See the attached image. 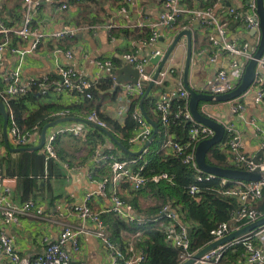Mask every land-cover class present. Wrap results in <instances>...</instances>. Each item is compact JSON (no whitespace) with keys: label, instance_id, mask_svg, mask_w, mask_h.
Masks as SVG:
<instances>
[{"label":"built area","instance_id":"2783aa9c","mask_svg":"<svg viewBox=\"0 0 264 264\" xmlns=\"http://www.w3.org/2000/svg\"><path fill=\"white\" fill-rule=\"evenodd\" d=\"M41 0H23L24 17L20 27L15 29L6 25L5 21L0 18V62L3 53L10 48L12 52L20 55V63L7 75L6 84L0 90V97L7 107L10 99L24 96L32 91L44 96L52 92L62 93L70 92L75 94L79 101L93 98V87L105 76L106 68H112L114 61L111 58L97 60L98 71L93 78H87L78 72L72 65H66L60 62V54L71 58L72 50H63L55 48L56 71L54 75L44 74L42 76H24L22 74V62L25 55L38 48L43 40L60 41L65 37H76L81 31L80 27L63 28L58 31L44 32L38 27L33 26L34 13ZM49 3L55 0H44ZM128 1V0H123ZM182 0H162V11L159 18L150 25V36L140 40V44L146 50L142 53L140 49L123 54L124 60L131 63L139 70V78L136 83L122 82V88L126 96H142L146 89V83L152 80L154 71L148 69L151 63L148 56L154 57L162 55L158 47L159 29L162 27L172 30L178 29L180 21L185 15L197 14L203 15L204 26L210 29L209 41L210 49H206L211 63L216 62L219 54L230 55V61L226 67H221L217 71V79L214 83L207 85L205 92L211 94H225L237 88L243 80L248 63L254 58L255 53L261 41L260 22L257 14V0H246V7L238 9L234 6L229 7L227 13L216 16L213 13L214 3L205 10H191L182 5ZM83 0H77L76 4L82 3ZM69 8V3L63 2L58 4L56 12ZM230 19H236L242 22L248 29L253 31L250 39L243 41L228 39ZM255 33V34H254ZM11 34L22 40H30V49L23 50L12 45ZM4 35V37H3ZM201 50L199 54L206 52ZM116 83V75H113ZM166 77L165 72H161L156 83L161 84ZM179 97L184 99L181 107H174L171 96L165 93H157L152 101L153 109L159 115L161 121L166 126L186 122L189 124L188 135L185 141H179L176 137H169L164 145L170 156L180 159L184 164L189 165L197 171L196 182L187 186L188 193L196 197L200 192L199 183L206 180H212L217 177L221 178V193L237 200L238 208L233 213L230 221H225L211 230L213 242L224 237L231 231L247 225L264 214L256 207L257 202L262 197L264 187V177L257 181L235 180L226 177H220L212 173L203 172L196 162V148L200 141L210 138L215 131L198 121H196L189 108V92L182 86L178 89ZM253 95L254 102L257 104L264 103V54L257 60L256 76L254 81L241 95L227 101L231 112L242 119L245 118L248 106L246 99ZM69 111L64 110L61 114H67ZM138 124L134 135L129 138L130 145L144 144L153 133L151 124L144 117L140 106L138 105L132 114ZM88 120L97 123L102 127H108L106 122L101 119L98 111L93 110L86 117ZM11 125L9 126V138L11 143L16 147L29 146L32 142L33 132H25L16 123L14 116L9 115ZM258 135L261 137L262 153L259 159L246 155L241 151L240 131L234 123L225 125V142L224 145L229 149L228 161L236 168L253 170L257 167H264V126L257 121L252 123ZM66 132H72L78 136L80 130L75 126L55 128L52 133L46 137L44 150L46 159L57 157L55 142L57 137ZM1 141V138H0ZM112 148V144L111 147ZM3 154L0 150V249L5 255V261L0 264H71L73 253L81 249L80 237L84 234L94 235L101 239L105 244L110 261L109 264H141L147 257L143 247L137 245V238L141 232L136 233L133 238L127 241L122 247L114 241L108 234L107 226L101 217L104 212H112L129 223L145 221V219L135 214L132 203L121 194L122 187L127 184L134 191H140L148 185L149 182H159L166 179L172 181L173 176L167 172L146 174V166L141 157L134 156L127 159H119L111 150L106 151L102 147L95 149L93 159L97 162L102 160L108 161L111 165V174L101 178L90 175L92 181L97 182L99 188L96 191H90L86 194L82 204H75L71 211L77 216L80 223L64 224V229L56 239L44 236L41 240L44 245L41 254L29 258L20 254L12 237L6 228L10 225H18L24 217H37L46 219L44 207L37 204L34 200L29 199L22 204H15L12 201L15 189V178L7 177L2 168ZM95 196H99L109 201V206L102 211L93 209L89 202ZM48 219V218H47ZM154 222L159 223L158 228L163 232L165 239L171 245L180 249V263L193 258L199 250L191 248V237L188 226L180 219L179 210L172 203H165L160 214L152 217ZM162 220V223H160ZM147 221V220H146ZM243 222L240 224V222ZM91 222L93 227L89 228L86 223ZM230 251L236 252L237 261H243L245 264H264V225L258 227L246 234H243L229 242L217 246L200 258L195 259L192 264H224Z\"/></svg>","mask_w":264,"mask_h":264},{"label":"crops","instance_id":"0c3cea01","mask_svg":"<svg viewBox=\"0 0 264 264\" xmlns=\"http://www.w3.org/2000/svg\"><path fill=\"white\" fill-rule=\"evenodd\" d=\"M63 2L69 3V8L56 12L58 4ZM181 2L183 6L191 10H205L217 2L212 10L216 16H224L231 6L238 9H244L246 7V0H182ZM161 11L162 0H98L96 2H84L83 0L80 4L72 3L71 0H55L54 4L41 0L35 9L33 26L38 27L44 32L58 31L68 27H80L81 31L73 38L65 37L60 41L43 40L38 48L33 49L25 55L22 62V74L24 76L54 75L56 71L54 49L59 47L65 51L72 50L73 53L71 58L60 54V62L66 65H72L84 77L93 78L98 71L97 60L106 58H111L113 61H117V63L114 62L112 68H106L104 71L105 77L116 75L117 71L124 66V58L122 57L124 53L132 52L135 49H140L142 53L145 52L146 49L142 47L140 40L146 37L142 38L138 36L144 34L147 30H149L148 34H151L150 25L159 18ZM0 16L5 17L4 21L6 25L8 23L11 24L8 25L10 28L15 29L20 27L24 17L23 0H0ZM85 19L99 20L88 23ZM204 19L205 17L203 15H185L180 21L178 29L172 30L165 27L159 29L160 38L175 36L185 28L192 31L193 55L189 80L200 91H206V86L216 81L218 69L226 67L231 58L230 55L219 54L216 62L211 63L209 61L211 51L209 50L207 52L206 49H210V29L204 26ZM229 21L230 30L228 39L243 41L253 36V31L248 29L242 22L236 19H230ZM11 38L13 46L23 50L30 49V40H22L14 34H11ZM160 38L158 39L157 45L161 44ZM201 50H205L206 52L199 54ZM186 56L187 37L183 36L164 68L161 70V72L166 73V77L161 84H155V86H159L154 92L151 91L153 94L165 93L167 96L170 95L171 98L175 97L174 88L179 89L184 86L182 79ZM20 61V55L12 52L10 48L4 51L2 61L0 62V85L3 84L2 88L6 84L7 75ZM156 68L157 65L152 62L148 65L150 71L155 72ZM164 81L168 83L165 87H163L164 85L162 86ZM116 92H110L109 90L102 91V94L112 93L113 95H104L101 99L96 100L95 103H99L100 105L99 116H110L124 123L133 98L125 95L122 84H119ZM37 95L39 96L38 99L27 102L30 110L43 104H52L60 107L54 114L60 117H83V115H87V112L80 107L83 101H79L78 97L73 93L66 91L62 93L52 92L44 96L37 93ZM246 103L248 109L244 119L237 117L231 112L227 101L203 102L200 107L206 115L215 118L225 125L234 123L241 134V151L248 156L255 157L257 160L263 151L261 148V137L256 132L252 123L257 121L264 126V103H255L253 95L247 97ZM71 107H76L74 108V115H70ZM64 110H68L69 112L67 114H61ZM87 125L77 121L61 122L50 126L47 130V136L55 128L75 126L81 132L83 129L88 130L86 128ZM173 136L176 137V134H169L167 138ZM78 137H74L72 132L60 134L55 142L57 157L51 158L50 160L46 159V153L43 147L45 159L41 162V172L38 178H36L37 185H39V194L32 200L44 207L46 219L24 217L21 219L20 224L10 225L6 228L8 233L14 237L16 248L24 257L33 258L42 253L44 245L41 240L44 236L56 239L64 229V224L80 223L71 209L75 204H82L88 192L96 191L99 188L98 183L92 181L90 175L101 178L111 174L110 163L106 168L107 173L105 171L102 173L104 170L103 166L107 161H95L93 159L95 149L91 150L89 145ZM40 140L41 133L35 130L30 145H38ZM110 140H106L105 145L108 148L112 144ZM11 145L13 146L12 143ZM144 145L145 143L130 145V149L138 151ZM101 147L103 148V146ZM58 149L64 152L62 158L58 155ZM226 149L228 155L229 149ZM0 150L3 156L8 151L4 140L3 143L0 141ZM146 152L147 150L139 156L144 158ZM114 153L121 159V152L116 150ZM165 155L170 156L166 148ZM123 159L127 158L125 157ZM51 160L54 162L52 164L51 175H49ZM7 177L15 178L16 187L18 182L17 177ZM121 194L132 203L136 212L135 214L138 216L137 218L141 217L145 219V221H138L137 223H145L146 220L148 221L156 216L153 214L154 211L153 213L150 211L159 203L157 190L154 191L150 187H145V189H141L140 191H134L125 184L121 189ZM12 201L15 204H22L24 202L18 201L14 196ZM132 201L136 202L137 207L134 206ZM89 204L97 211H102L110 205L107 199L99 196L93 197ZM175 207L181 210L179 205ZM160 223H162V220ZM86 225L89 228L93 227L91 222L86 223ZM106 226L108 234L116 242H125L133 238L132 233L122 229L119 238L115 240L107 224ZM80 241L81 249L73 253L71 264H109V252L101 239L94 235L84 234L80 237ZM4 261L5 255L0 249V262ZM224 264L245 263L243 261H237L236 258H231V254L229 253L228 257L224 260Z\"/></svg>","mask_w":264,"mask_h":264},{"label":"trees","instance_id":"16d2710c","mask_svg":"<svg viewBox=\"0 0 264 264\" xmlns=\"http://www.w3.org/2000/svg\"><path fill=\"white\" fill-rule=\"evenodd\" d=\"M92 1L96 2L98 0H84V2ZM71 2L75 3L77 0H71ZM0 18L5 20V17L0 16ZM85 20H87L88 23H93L99 19ZM8 25L11 24L8 23ZM148 33L149 30L138 37L148 38L150 36ZM114 62L117 63L115 60ZM167 84V81H164L162 86L164 85L163 87H165ZM2 85H0V89L2 88ZM114 86L115 82L113 77L104 76L93 87V98L84 100L80 107L87 112V115L93 110L99 112L100 105L99 103L96 104L95 101L101 99L104 95H113L112 93L102 94V91L113 89ZM158 86H154L152 91L154 92ZM154 95L155 94L152 92L149 94L145 99L144 107L150 117L157 123L158 131L154 140L148 147L145 156L143 155L144 158H141V161L145 163L147 175L151 176L153 174L167 172L169 175L173 176V179L172 181L163 179L159 182L151 181L148 183L146 187H150L154 191L157 190L158 199L159 202H161V205L153 207V210L150 212L153 213L154 211L153 214L157 216L160 208H162L165 203H172L174 206L179 205L181 209L179 210L180 218L186 223L190 233L192 242L191 248L193 250H198L206 246L213 239L211 230L222 222L230 221L232 219L234 211L238 208V203L237 200L226 197L221 193V178L219 177L199 183L200 192L196 197H192L188 193L187 186L197 181L196 176L198 173L194 168L184 164L180 159L166 156L164 145L169 134H176L177 140L185 141L188 135L189 124L186 122H180L172 124L169 127L163 124L160 117L157 116L153 110L152 101ZM38 97L37 92L32 91L24 96L10 99L6 103L9 115L12 114L14 116L16 123L25 132H34L36 130L41 133L45 124L60 117L59 115H54L60 107L52 104H43L30 110L27 102L35 101ZM141 97L142 96H137L133 98L129 106L128 114L124 119V123H121L119 119L100 115L101 119L106 122L113 135L128 148L131 147L129 144V138L138 128V124L134 120L132 114L135 108L139 105ZM0 100H2L1 97ZM172 101L176 108L181 107L184 104V99L180 97H173ZM74 108H70V115L75 114ZM87 115H83V117H86ZM10 125L11 120L9 119V126ZM2 127L3 116L0 114V138L3 143ZM86 128L88 130L83 129L80 132L79 137H77L89 145L91 150L103 146V149L106 151L111 150L112 152H115L118 150L121 152V159L125 157H134L114 144L112 140H110L112 147L115 148L106 147V140L110 138H108L106 133L101 129L91 125H87ZM224 142L225 138L220 144L215 145L208 151L206 161L210 165L235 167L228 161L227 149L223 147ZM58 155L62 158L64 152L61 151V149H58ZM44 159L45 154L43 149L19 152H11L8 150L7 153L4 154L2 158L3 172L7 176L17 177L18 182L14 189V197H16L18 201L35 199L39 194V185H37L36 178L40 175L41 162L44 161ZM53 162V160L50 161L49 175H51ZM107 165H109L108 161L104 164V170L102 173H104V171L107 173ZM143 189H145V187ZM132 202L134 206L137 207L136 202ZM256 207L264 214V187L262 190V197L257 202ZM101 217L108 225L110 233L115 240L119 238L122 229L132 233L133 236L136 235V233L141 232V235L137 238V245L143 247L147 253L146 259L141 264L180 263V249L166 241L163 232L158 228L157 222L148 220L145 223H129L112 212L102 213ZM241 223L243 222L241 221L240 224ZM117 243L124 247L127 241H117ZM229 253L231 254V258H236V252L230 251Z\"/></svg>","mask_w":264,"mask_h":264},{"label":"water","instance_id":"95a60500","mask_svg":"<svg viewBox=\"0 0 264 264\" xmlns=\"http://www.w3.org/2000/svg\"><path fill=\"white\" fill-rule=\"evenodd\" d=\"M257 14H258V19L260 22V29H261L260 44L258 46V49L255 53L254 58L247 65L246 72L244 74L243 80L240 83V85L237 88H235L233 91L225 93V94H211L205 91H200L199 89H197L191 84L189 80V75H190V67H191L192 55H193V34L190 29L185 28L181 30L179 33H177L175 36H171L168 38H165V37L160 38L161 44H159L158 47L161 49L162 55L154 56V57L148 56L150 61L154 63L155 65H157V68L154 72L152 80L146 83V90L144 94L142 95L140 103H139L140 109L144 117L153 127V133L151 134L149 139L146 141L145 145L140 150L134 151L126 147L123 143H121L113 135V133L108 128L102 127L98 125L97 123L88 120L87 118L78 117V116L59 117L56 120L45 124L44 127L42 128L41 140L38 145L22 146V147L12 146L10 143V138H9V112L7 110L5 103L3 101H0V114L3 116L2 134H3L4 143L7 149L11 152H19V151H26V150H41L44 147L46 137H47V130L50 126H54L58 123L65 122V121H77V122H82L84 124H88V125L101 129L113 141L114 144H116L126 153L132 156L141 155L147 150V148L149 147L150 143L155 138L157 131H158L157 123L150 117V115L147 113L144 107L145 99L149 96L150 92L154 88L156 81L160 76L161 70L164 68L169 57L174 52L179 41L183 38V36H186L187 37V56H186L184 70H183L182 80H183L184 87L189 92V108L196 121L211 127L215 131L213 136L200 141L197 145L195 157H196V162L198 164V167L203 172L212 173L220 177H226V178H231L235 180H245V181L261 180L264 177V167H257L253 170H246L243 168H236V167H221V166L210 165L206 161L208 151L212 147H214L217 144H220L223 141L224 136H225V125L224 123L216 120L215 118H212L206 115L200 107L202 102H210V101L226 102L231 99H234L238 97L239 95H241L246 89H248L249 86L254 81V78L256 76L257 60L260 59L264 54V0H257ZM123 63H124V66L117 71L116 83L113 89H109L110 92H116L119 84L122 82L136 83L138 81V78L140 75L139 70L136 67H134L131 63L127 62L126 60H123ZM174 96L179 97V91L177 88H174ZM263 225H264V215L261 218L257 219L256 221H253L247 225H244L238 229H235L231 231L230 233H228L227 235H225L224 237L219 238L211 243H208L206 246L199 249L194 254L192 259L187 260L182 264H192L195 261V259L200 258L207 251L213 248H216L217 246L222 245L226 242H229Z\"/></svg>","mask_w":264,"mask_h":264},{"label":"rangeland","instance_id":"374dc122","mask_svg":"<svg viewBox=\"0 0 264 264\" xmlns=\"http://www.w3.org/2000/svg\"><path fill=\"white\" fill-rule=\"evenodd\" d=\"M158 205H161V202H159Z\"/></svg>","mask_w":264,"mask_h":264}]
</instances>
